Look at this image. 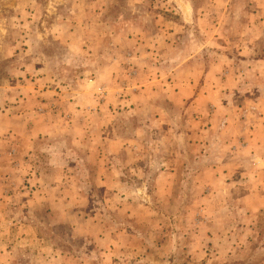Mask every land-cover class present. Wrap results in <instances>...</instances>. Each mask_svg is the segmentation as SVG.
I'll return each mask as SVG.
<instances>
[{
	"label": "rangeland",
	"instance_id": "1",
	"mask_svg": "<svg viewBox=\"0 0 264 264\" xmlns=\"http://www.w3.org/2000/svg\"><path fill=\"white\" fill-rule=\"evenodd\" d=\"M246 132L264 0H0V264H264Z\"/></svg>",
	"mask_w": 264,
	"mask_h": 264
},
{
	"label": "crops",
	"instance_id": "2",
	"mask_svg": "<svg viewBox=\"0 0 264 264\" xmlns=\"http://www.w3.org/2000/svg\"><path fill=\"white\" fill-rule=\"evenodd\" d=\"M226 129H228V126L226 127ZM252 134V132L251 133H249V134H247V132H246V134L244 135V137H243V140L245 141V144H244V147L243 148H241V150H239V151H245V150H247V152L251 155L250 156V158H252L251 160H252V162L250 163V166H249V169L251 170V172L252 171H254V170H257V168L258 169H261V167H264V159H262V158H264V157H262L260 154H259V150L258 149H254L253 148V144L256 142L257 143V141H260V140H255V138H250V135ZM235 142L233 141V138H227V142L225 143V146H228V148H229V145H232V144H234ZM233 152H236V149H235V151H233ZM231 152L229 151V154H230ZM237 155H238V152L236 153ZM256 159H258L257 161L258 162H256ZM222 163V165L224 164L223 162H221ZM257 163H259V164H257ZM260 165V166H259ZM221 167H223V166H221ZM223 169H225V168H223ZM222 172H223V170H222ZM245 179V178H244ZM248 180V179H247ZM247 180H240V181H247Z\"/></svg>",
	"mask_w": 264,
	"mask_h": 264
}]
</instances>
